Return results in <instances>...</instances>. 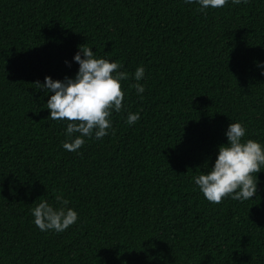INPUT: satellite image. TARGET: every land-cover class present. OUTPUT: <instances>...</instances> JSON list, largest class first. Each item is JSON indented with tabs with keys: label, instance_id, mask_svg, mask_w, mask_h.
Returning <instances> with one entry per match:
<instances>
[{
	"label": "trees",
	"instance_id": "16d2710c",
	"mask_svg": "<svg viewBox=\"0 0 264 264\" xmlns=\"http://www.w3.org/2000/svg\"><path fill=\"white\" fill-rule=\"evenodd\" d=\"M199 7L0 0V264H264V166L244 201L211 203L193 180L231 123L264 148V0ZM84 44L129 79L108 135L69 152L34 83L74 79ZM58 194L78 219L42 232L31 209Z\"/></svg>",
	"mask_w": 264,
	"mask_h": 264
},
{
	"label": "clouds",
	"instance_id": "9594fccd",
	"mask_svg": "<svg viewBox=\"0 0 264 264\" xmlns=\"http://www.w3.org/2000/svg\"><path fill=\"white\" fill-rule=\"evenodd\" d=\"M194 2L200 6L198 11L203 12L208 8H223L228 0H185L187 4ZM242 2L247 4L249 0H232L234 5ZM73 60L79 65L74 79L65 77L61 82L45 77L43 85L39 81L34 83L41 91L53 93L46 103L50 113L48 118L68 122L63 148L69 152L80 149L85 144L84 137H92L94 129L97 140L108 135L112 112L119 113L123 107L124 92L120 81L129 79L127 72L119 71L121 65L118 62L96 58L85 44L79 47ZM144 73L143 67H137L134 79L140 81ZM131 87L137 95L145 91L139 83ZM138 120V113H129L126 123L132 125ZM245 133L241 123H231L225 133L227 144L219 146L212 169L193 177L207 201L219 204L227 196L244 201L256 194L258 181L253 174L261 172L264 166V148L251 139L242 141ZM55 199L60 205L58 208L41 200L31 209L34 224L42 232H63L78 219L77 212L67 207L68 200L59 194Z\"/></svg>",
	"mask_w": 264,
	"mask_h": 264
}]
</instances>
